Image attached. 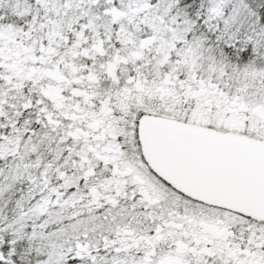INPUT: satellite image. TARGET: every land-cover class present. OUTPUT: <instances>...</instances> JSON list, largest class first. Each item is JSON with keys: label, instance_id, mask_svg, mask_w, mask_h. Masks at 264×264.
Instances as JSON below:
<instances>
[{"label": "snow or ice", "instance_id": "snow-or-ice-1", "mask_svg": "<svg viewBox=\"0 0 264 264\" xmlns=\"http://www.w3.org/2000/svg\"><path fill=\"white\" fill-rule=\"evenodd\" d=\"M0 264H264V0H0Z\"/></svg>", "mask_w": 264, "mask_h": 264}]
</instances>
